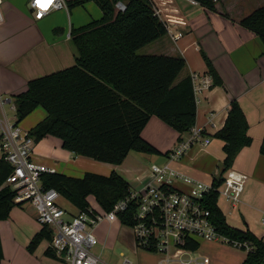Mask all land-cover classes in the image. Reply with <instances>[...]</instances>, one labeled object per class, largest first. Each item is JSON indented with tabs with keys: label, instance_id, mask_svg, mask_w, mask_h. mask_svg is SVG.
I'll list each match as a JSON object with an SVG mask.
<instances>
[{
	"label": "trees",
	"instance_id": "obj_1",
	"mask_svg": "<svg viewBox=\"0 0 264 264\" xmlns=\"http://www.w3.org/2000/svg\"><path fill=\"white\" fill-rule=\"evenodd\" d=\"M197 1L206 11L216 12V3L222 0ZM88 2H95L103 17L72 28L70 37L77 50L73 66L29 81L26 91L14 97L17 124L41 107L47 118L29 133L36 144L47 137L57 138L74 156L111 165H122L133 151L168 155L171 150L161 152L142 134L154 117L179 135L177 143L195 127L198 106L192 75L180 80L186 59L181 54H138L168 35L167 26L155 15L150 0H68L67 6L72 9ZM118 2L125 4L124 12L116 10ZM240 25L253 32L264 47V6L242 19ZM200 52L212 86H223L210 59L203 50ZM248 132L246 115L239 102L232 100L225 124L215 134L224 142L225 159L205 203L221 234L250 244L252 250L241 264H263L264 241L249 229L242 231L227 224L217 206L215 191L240 152L252 144ZM260 151L264 155V140ZM11 172V166L0 159V222L8 220L17 206L16 192L4 186ZM41 180L45 188L58 191L80 212L88 211L91 201L111 211L130 190L129 182L115 171L109 176L85 173L82 178L46 173ZM52 236L50 228H42L28 246L29 252L34 253L44 240L51 242ZM45 254L56 258L50 248ZM3 259L0 235V263Z\"/></svg>",
	"mask_w": 264,
	"mask_h": 264
},
{
	"label": "crops",
	"instance_id": "obj_2",
	"mask_svg": "<svg viewBox=\"0 0 264 264\" xmlns=\"http://www.w3.org/2000/svg\"><path fill=\"white\" fill-rule=\"evenodd\" d=\"M261 6H264V0H222L216 5V12H208L186 0H172L165 6L166 13L174 20L167 37L148 46H154L158 54H181L186 59L187 66L180 80L188 74L199 78L194 128L200 130L203 139H209L210 144L193 146L181 161L174 164L179 173L207 184L219 176V167L225 159L224 142L215 134L225 124L231 101L237 100L242 107L252 144L240 152L232 169L246 176L245 188L236 205L220 199L217 206L230 227L242 231L249 229L264 241V155L260 151L264 140V47L253 32L240 25L242 19ZM66 11V18L57 17L62 14L60 11L42 20H34L28 11L12 7L3 0L0 7V97L6 103L12 104L16 95L25 92L29 81L75 64L77 50L70 33L72 28L85 25H75L72 9ZM102 17L103 14L97 20ZM201 50L212 62L223 86H212ZM46 118V111L39 107L20 125L30 131ZM142 136L166 153L177 144L179 135L154 117ZM32 157L36 163L68 177L82 178L85 173L109 176L115 171L129 183L142 174L146 164L157 163L160 158L165 163L166 159L165 155L133 151L122 165H111L74 156L53 137L35 144ZM67 210L72 214L78 211L74 206ZM41 230L30 204L14 207L9 219L0 222L4 254L0 264L6 261V264H61L57 258L46 256L49 248L46 240L34 253L27 251ZM241 251L243 253L233 256H221L220 263L216 264H241L247 257V251ZM209 257L210 264H213L212 257Z\"/></svg>",
	"mask_w": 264,
	"mask_h": 264
},
{
	"label": "built area",
	"instance_id": "obj_3",
	"mask_svg": "<svg viewBox=\"0 0 264 264\" xmlns=\"http://www.w3.org/2000/svg\"><path fill=\"white\" fill-rule=\"evenodd\" d=\"M67 1L42 0L47 4L46 8H42L37 0H31L32 16L34 20H42L52 13L67 10ZM186 1L199 5L197 0ZM150 2L155 15L169 29L174 20L166 13L165 6L172 0H166L167 3L160 0ZM2 4L3 0H0V7ZM116 10L124 12L125 4L118 2ZM192 79L196 94L199 78L192 75ZM8 104L0 97L1 159L12 168L4 186L16 192L14 202L17 205L28 203L34 208L42 228L52 230L49 248L61 264H109L94 253L99 245L95 233L102 223L112 220L130 229L136 254L158 256L154 264H210L209 255L199 252L202 243H220L247 252L252 250L249 243L226 237L214 225L212 213L205 203L214 190L213 182L207 184L195 180L179 173L174 167L193 146L210 144L209 139H203L200 130L193 127L184 134L166 155L164 164H146L142 174L129 183L128 195L119 200L111 211L99 212L90 202L88 211L72 214L61 205L63 198L59 192L43 185L41 177L55 171L33 160L36 143L30 137V131L17 124L16 117L13 121L10 119L6 111ZM10 105V111L16 112L15 105ZM245 183V175L232 168L228 170L222 184L215 189L217 203L224 199L236 205ZM66 216L70 219L67 220ZM122 258L121 264H133L124 256Z\"/></svg>",
	"mask_w": 264,
	"mask_h": 264
},
{
	"label": "rangeland",
	"instance_id": "obj_4",
	"mask_svg": "<svg viewBox=\"0 0 264 264\" xmlns=\"http://www.w3.org/2000/svg\"><path fill=\"white\" fill-rule=\"evenodd\" d=\"M10 3L12 7L17 9L28 11L29 16L33 19L30 8L31 0H5ZM90 3V2H88ZM220 2L216 3L218 5ZM59 13V12H58ZM62 14H59L57 17L62 16L61 18H66L68 12L66 10L61 11ZM102 16L101 9L96 5L95 2H91L90 5L84 4L83 6H77L72 8V22L75 25H86L91 23L94 20L99 19ZM60 18V17H59ZM83 20V22H81ZM159 52L154 48V46H147L140 51L139 55H150L158 54ZM14 104V103H13ZM10 104L6 106L7 114L10 119L13 121L16 117V112L14 110L10 111ZM23 123V122H22ZM158 164H164L163 159H158L156 161ZM61 205L70 209L72 205L68 202L60 200ZM92 205L99 211L103 212L100 206L95 201H91ZM67 220L70 217H65ZM95 236L99 241V245L94 249V253L101 257L109 264H121L124 256L126 259H129L133 264H154L158 259V256L149 255L147 253H137L133 247V238L131 231L128 227L123 226L119 221H105L101 226L96 230ZM38 249V247H37ZM29 252V250L27 249ZM200 253L209 254L213 259V264L220 263L221 256H230L238 253H243L240 249L234 248L230 245H224L220 243H202L200 245ZM8 261L5 262V264Z\"/></svg>",
	"mask_w": 264,
	"mask_h": 264
},
{
	"label": "snow or ice",
	"instance_id": "obj_5",
	"mask_svg": "<svg viewBox=\"0 0 264 264\" xmlns=\"http://www.w3.org/2000/svg\"><path fill=\"white\" fill-rule=\"evenodd\" d=\"M50 2V0H49ZM37 4L38 6L42 7V8H46L47 7V4L43 3L42 0H37Z\"/></svg>",
	"mask_w": 264,
	"mask_h": 264
},
{
	"label": "water",
	"instance_id": "obj_6",
	"mask_svg": "<svg viewBox=\"0 0 264 264\" xmlns=\"http://www.w3.org/2000/svg\"><path fill=\"white\" fill-rule=\"evenodd\" d=\"M31 13H32V10H31Z\"/></svg>",
	"mask_w": 264,
	"mask_h": 264
}]
</instances>
